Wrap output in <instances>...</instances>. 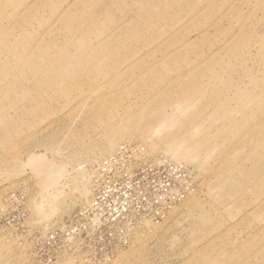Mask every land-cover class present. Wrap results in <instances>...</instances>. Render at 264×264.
Masks as SVG:
<instances>
[{"label":"rangeland","instance_id":"374dc122","mask_svg":"<svg viewBox=\"0 0 264 264\" xmlns=\"http://www.w3.org/2000/svg\"><path fill=\"white\" fill-rule=\"evenodd\" d=\"M134 141L196 185L107 264H264V0H0V264H39L10 187L50 223Z\"/></svg>","mask_w":264,"mask_h":264},{"label":"built area","instance_id":"2783aa9c","mask_svg":"<svg viewBox=\"0 0 264 264\" xmlns=\"http://www.w3.org/2000/svg\"><path fill=\"white\" fill-rule=\"evenodd\" d=\"M85 165L91 196L50 223L32 218L26 183L6 192V211L14 214L9 234L31 239L39 264L45 247L47 264L67 259L74 264H107L130 247L141 228L163 221L196 185L193 179L177 182L175 172L191 178L188 167L150 153L142 142H124L100 161Z\"/></svg>","mask_w":264,"mask_h":264},{"label":"bare ground","instance_id":"6f19581e","mask_svg":"<svg viewBox=\"0 0 264 264\" xmlns=\"http://www.w3.org/2000/svg\"><path fill=\"white\" fill-rule=\"evenodd\" d=\"M174 158H176V159H178V157H174ZM175 159V160H176ZM180 159H183V158H180ZM41 160V157H39V156H37V157H33V158H30V162L32 163V165H39L38 164V162ZM177 161V160H176ZM180 161V160H179ZM30 163V164H31ZM53 173V169H48V170H46L45 172H44V174H45V177H48V176H50L51 174ZM89 198V196L88 197H86V199H88ZM149 224V223H148ZM153 224V223H152ZM150 225V224H149Z\"/></svg>","mask_w":264,"mask_h":264}]
</instances>
